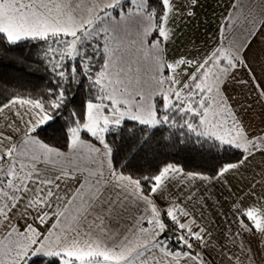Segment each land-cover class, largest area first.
Here are the masks:
<instances>
[{
	"label": "snow or ice",
	"instance_id": "obj_1",
	"mask_svg": "<svg viewBox=\"0 0 264 264\" xmlns=\"http://www.w3.org/2000/svg\"><path fill=\"white\" fill-rule=\"evenodd\" d=\"M198 7L0 0V43L35 42L54 79L43 96L0 100V264H264L250 239L264 244V119L245 120L264 117V59L249 48L264 35V0H229L211 44L175 50ZM85 84L70 109L72 86ZM165 128L217 161L211 175L138 163ZM214 184L231 201L218 240L201 192Z\"/></svg>",
	"mask_w": 264,
	"mask_h": 264
},
{
	"label": "trees",
	"instance_id": "obj_2",
	"mask_svg": "<svg viewBox=\"0 0 264 264\" xmlns=\"http://www.w3.org/2000/svg\"><path fill=\"white\" fill-rule=\"evenodd\" d=\"M35 42L25 41L18 45H8L6 42L0 43V100L9 96L12 92L25 97L43 96L46 90L54 84V79L46 70L42 58L41 50L34 47ZM87 86H72L70 98L72 103L69 108H76L87 97ZM63 121H61L62 123ZM53 132L49 129L42 136L51 137ZM143 134L138 132L139 138ZM56 139L60 140L59 134ZM125 144L132 139L130 132H125L123 137L115 138ZM177 133L175 129H162L158 132L149 144L144 145L138 157V163L144 166L145 170L152 169L163 163H175L186 172H202L211 175V170L217 164L211 155H201L199 149L188 144L187 148L176 143ZM62 142V141H61ZM140 147L139 143L133 145L131 152H135ZM131 152L128 154L131 155ZM154 162V163H153Z\"/></svg>",
	"mask_w": 264,
	"mask_h": 264
},
{
	"label": "crops",
	"instance_id": "obj_3",
	"mask_svg": "<svg viewBox=\"0 0 264 264\" xmlns=\"http://www.w3.org/2000/svg\"><path fill=\"white\" fill-rule=\"evenodd\" d=\"M228 3L229 0H200V7L196 9V17L191 21H186L185 24L180 27V35L176 39L175 43L181 46L185 45L184 42L191 39V36H194V33L204 37V42L212 43L215 39V33L218 26L217 21H215L216 16H219L220 18L222 17L223 9L228 5ZM195 25H197V28H195ZM209 30L211 31L210 36H208ZM258 35L259 34H257L254 38L249 37L251 41L249 48L254 54L262 49V42H264V39ZM237 39H240V34H237ZM258 62L259 60L257 63ZM248 116L255 117V112L252 113V115L250 113ZM252 125L253 127L255 126V120ZM256 163H259V161L254 162V164ZM246 175H250V172L246 173ZM229 181L235 190L238 184V179L236 177H229ZM206 187L209 188V191L207 192H205L203 188L201 189L208 205L207 209H204V212L205 216L211 220V227L214 229L213 239L218 240L219 234H222L225 231L228 220H231L232 218L231 214L228 212V206L231 201L225 199L228 196V193L221 185L214 184ZM236 195H240V193L237 191ZM217 200L220 201V207L213 208L212 205L215 204ZM221 213L224 215H221ZM225 216L227 219H225ZM234 227L235 225H233V228ZM250 239L252 240L251 246L253 248L259 247L260 249H264V244H258L257 238L250 237ZM210 260L211 264H223L221 260L216 258L215 254L210 256Z\"/></svg>",
	"mask_w": 264,
	"mask_h": 264
},
{
	"label": "rangeland",
	"instance_id": "obj_4",
	"mask_svg": "<svg viewBox=\"0 0 264 264\" xmlns=\"http://www.w3.org/2000/svg\"><path fill=\"white\" fill-rule=\"evenodd\" d=\"M208 2H210V1H208ZM219 19H220V17L219 16H216L215 21H217V24L219 22ZM195 28H197V25H195ZM260 32L261 33H264V29H261ZM210 34H211V31L209 30L208 31V36H210ZM258 36L261 37L262 39H264V35L259 34ZM204 39H205L204 37H202V36L194 33V36H191V39H188V41L187 42H184V44L190 46L191 43H199V45L201 47H203L204 44H205ZM262 43H263V46H261L262 49L260 51L256 52L255 55L258 58L264 59V42H262ZM208 44H211V43L208 42ZM185 45L181 46V45L175 43V50H177V51H184L185 50ZM229 90H231V89H229ZM252 113H254V112H252ZM252 113H251V115H252ZM262 119H264V117H262V115H261V109L260 108H257L256 109V111H255V117H252V116H246L245 117L246 122H250L251 125L253 124V121L255 120V126L254 127H256V128L260 127L261 120Z\"/></svg>",
	"mask_w": 264,
	"mask_h": 264
}]
</instances>
